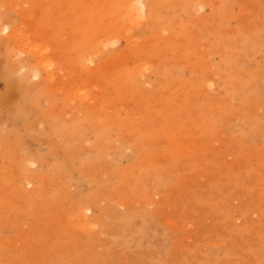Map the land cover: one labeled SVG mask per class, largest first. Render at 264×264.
<instances>
[{
  "label": "rangeland",
  "instance_id": "1",
  "mask_svg": "<svg viewBox=\"0 0 264 264\" xmlns=\"http://www.w3.org/2000/svg\"><path fill=\"white\" fill-rule=\"evenodd\" d=\"M0 264H264V0H0Z\"/></svg>",
  "mask_w": 264,
  "mask_h": 264
},
{
  "label": "bare ground",
  "instance_id": "2",
  "mask_svg": "<svg viewBox=\"0 0 264 264\" xmlns=\"http://www.w3.org/2000/svg\"><path fill=\"white\" fill-rule=\"evenodd\" d=\"M142 1V0H141ZM143 3V2H142ZM119 4V3H118ZM125 6H127V8H128V10L130 11V14H129V16H128V18H129V20H132V19H141L140 18V16H141V14H142V9L141 8H139L138 7V5L137 4H135V1H131V2H128ZM144 9V8H143ZM95 18V17H94ZM146 18V17H145ZM144 18V19H145ZM126 20V19H125ZM13 57V56H12ZM14 59V58H13ZM39 61V60H38ZM47 64V63H46ZM51 64H49V65H45V67H43V68H45L46 69V67L47 66H50ZM21 67V66H20ZM136 67V66H135ZM10 68V67H9ZM52 68V67H51ZM12 69V68H11ZM47 69H48V67H47ZM50 69V68H49ZM53 75V74H52ZM46 80H48V77H46L44 80H42V82H44V81H46ZM41 82V83H42ZM48 82V81H47ZM40 92V91H39ZM12 99V98H11Z\"/></svg>",
  "mask_w": 264,
  "mask_h": 264
}]
</instances>
